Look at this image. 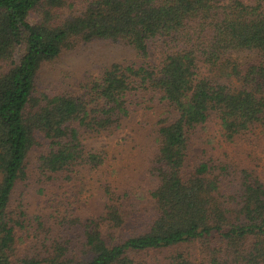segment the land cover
I'll use <instances>...</instances> for the list:
<instances>
[{"label": "trees", "instance_id": "trees-1", "mask_svg": "<svg viewBox=\"0 0 264 264\" xmlns=\"http://www.w3.org/2000/svg\"><path fill=\"white\" fill-rule=\"evenodd\" d=\"M91 43L138 61L40 90L43 67ZM142 106L160 111L147 220L107 183L103 212L84 220L16 200L21 183L101 170L105 153L82 137ZM213 127L224 144L264 132V0H0V264H264V183L212 153Z\"/></svg>", "mask_w": 264, "mask_h": 264}, {"label": "rangeland", "instance_id": "rangeland-1", "mask_svg": "<svg viewBox=\"0 0 264 264\" xmlns=\"http://www.w3.org/2000/svg\"><path fill=\"white\" fill-rule=\"evenodd\" d=\"M20 54L21 51L16 55L17 59ZM155 59L156 55L152 53L148 61L155 62ZM134 61H138L137 56L129 47L91 43L63 56L54 65L43 67L39 87L48 91L74 89L79 81L101 73L113 63ZM159 114L158 109L138 107L117 130L100 135H84L82 141L86 147L105 153L106 160L101 170L94 172L83 169L62 186L40 187L21 183L15 193L16 200L23 202L30 215L52 214L56 217L53 219L55 222L63 223H66L65 218L72 219L73 216L84 220L98 217L103 212L102 186L107 183L118 194L132 191L126 194L128 197L123 204L126 214L137 210L143 212L147 203V182L144 181L143 170L151 153L153 127ZM259 130L257 135L232 144L220 143L217 127L209 131V137L214 140L212 153L215 156L231 168L253 170L264 183L261 169L264 132ZM148 215V212H143L141 220H147Z\"/></svg>", "mask_w": 264, "mask_h": 264}]
</instances>
